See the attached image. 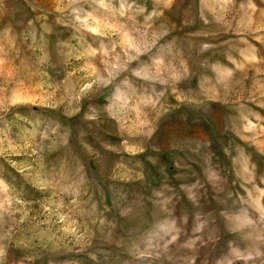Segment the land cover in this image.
<instances>
[{"label":"rangeland","instance_id":"rangeland-1","mask_svg":"<svg viewBox=\"0 0 264 264\" xmlns=\"http://www.w3.org/2000/svg\"><path fill=\"white\" fill-rule=\"evenodd\" d=\"M0 264H264V0H0Z\"/></svg>","mask_w":264,"mask_h":264}]
</instances>
